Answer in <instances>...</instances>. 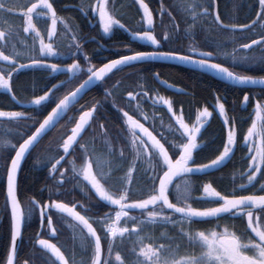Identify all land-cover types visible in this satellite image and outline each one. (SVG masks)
<instances>
[{
  "label": "snow or ice",
  "instance_id": "obj_1",
  "mask_svg": "<svg viewBox=\"0 0 264 264\" xmlns=\"http://www.w3.org/2000/svg\"><path fill=\"white\" fill-rule=\"evenodd\" d=\"M54 2L55 0H39L38 3L31 0L27 3L20 0H0V13L6 16L18 14L23 21V33L32 37L30 45L17 50L15 41L19 33L11 29L0 31V62L7 69L0 71V91L9 96L13 104H18L23 109L0 110V117L8 118L5 121L7 124L19 129L14 141L5 139L0 142V167H3L6 175L7 198L11 202V251L7 254L6 264H14V259L17 264H264V88L257 93L247 88L241 89L244 93L242 100L232 102L234 110L237 107L241 110L252 108L249 118L253 115L256 117L240 145L247 153L242 158L243 168L246 170L240 172L238 182L233 178L231 192L217 191L210 183L203 184L201 187L204 196L200 198L194 196V178L208 175L209 169H219L226 160H231L235 154L234 146L237 145L236 133L230 129L226 142L223 136L220 138L222 151L217 148L219 154L215 158L207 163H197V153L208 145L200 135L203 125L199 123L201 116L213 115L207 107L197 115L198 123L189 127L182 114L173 112L172 102L160 97L167 105V111L173 113L175 124L169 123L166 130L162 128L160 131L153 127L156 135L133 118L135 112L130 114L125 105L118 106L116 100L111 102L120 122L115 136L108 131L105 123L98 120L100 105L83 110L78 120L70 118L69 124H75L71 128V134L66 139L61 137L55 143V152L49 158L37 155L34 161L35 164L47 167L50 173H59V178L53 176L56 184L49 187L46 183L40 190L41 193L47 191L49 203H43V196L39 200L29 198L27 215L31 217L38 210L41 226H44L46 219V227L51 236L57 235L53 227L52 210L70 215L80 228L79 251L74 247L62 251L56 243L38 236L34 244L41 246L39 253L33 246L29 258L19 260L18 238L22 239L21 223L24 217L17 200L18 173L26 157L31 159L41 141L58 125V118L79 104L81 93L89 84L97 81L106 83L105 77L109 73L114 70L122 71L134 64L178 61L215 72L218 77L236 85L264 86V78H254L235 71L237 67L264 71V0H257L256 19L251 23L240 22L233 17H227V22L222 20L218 10L219 0H173L168 5L161 0L156 9L161 16L163 28L159 39L153 34L156 28L150 3L146 0H131L138 5V12L142 13L137 29L131 32L132 38L154 47L150 51L122 55L120 59L112 60L98 71L89 66L86 69L87 78L82 83L79 82L81 77L77 75V71L84 73V68L75 61L83 55L86 64L91 62L84 53V41L75 28L64 26L66 34L73 33L69 36L67 51H60L59 46L54 51L55 42L52 38L57 33L58 20ZM76 7L86 17L89 13L98 15L103 34L113 32L114 28L128 31L125 23L116 18V0H96L95 4L91 0H81ZM199 9L202 11H198ZM164 15L169 17L167 24L162 19ZM34 16L50 18L51 27L47 31L49 43L44 42V36L36 29ZM178 18L183 20L184 28L180 27ZM199 20L210 21L217 31L229 36H235L239 27V35L246 36L247 39L240 43L239 49L234 48L232 52L223 51L212 40L207 42L209 50L206 51H197L195 47L187 51L164 50L166 44H175L182 35L191 38L192 29ZM221 55L225 57V62L231 61L228 67L215 62L220 60ZM55 56H70L74 62L68 64L63 59L60 62H47L49 57ZM62 64L66 66L62 67ZM28 70L61 73L66 78L52 84L51 88L43 89V94L34 91V98L21 104L14 94V83ZM153 78L159 80V74L155 73ZM161 83L166 84V81ZM116 91L118 88L107 91L105 99L115 96ZM175 91L185 94L184 89ZM127 94L130 98L127 104L130 105L136 95L131 90ZM142 95L147 96L148 92L144 91ZM222 100V96H216L214 109L218 107L219 115L225 117L223 124L227 126L236 123L235 118L230 120L227 117L225 102H221ZM53 104L55 107L45 115ZM243 119L242 117L241 120ZM91 129L104 130L101 142L111 138L110 143H101L100 147V151L106 152L110 159H105L103 155L94 158L95 149L89 151V146L81 143ZM92 135L95 136V132ZM256 137H259V144ZM96 142L93 140L94 144ZM117 144L120 145L119 148ZM49 152H52L51 148ZM66 157H78L79 167L76 159H69L66 163L71 167L60 171L59 168L64 167L61 161H65ZM105 166L110 169L109 172L104 171ZM73 188H79L84 197L83 203L69 207L67 203L56 202L61 195L72 194ZM194 203L199 206L194 207ZM77 207L79 211L76 210ZM105 208L110 210L100 215ZM134 210H139L137 215L130 214ZM122 220L125 226L117 227ZM237 220L243 225L242 231H230L234 223L225 224L224 230L219 231L221 222ZM213 223L214 228L198 230L196 227ZM153 227L164 228L165 231L156 236ZM126 240L131 241V248ZM114 251L115 261L112 259ZM122 252L126 254L122 255ZM77 255L80 256L79 260Z\"/></svg>",
  "mask_w": 264,
  "mask_h": 264
},
{
  "label": "flooded vegetation",
  "instance_id": "obj_2",
  "mask_svg": "<svg viewBox=\"0 0 264 264\" xmlns=\"http://www.w3.org/2000/svg\"><path fill=\"white\" fill-rule=\"evenodd\" d=\"M15 2V0H14ZM20 2L27 3L28 0H20ZM33 3H38L39 0H31ZM51 2V0H50ZM81 0H55L54 2V8L57 10V33L52 38L54 43V51L57 50V46H59L60 51H67V44L69 41V36L72 35V32H68L67 34L65 32L59 31V26H65L68 25L70 28H75L77 34H79L84 43H83V49L84 53L87 54L90 60V64H86L84 61V56L80 55L79 60L75 61L77 63H80L81 66L84 68V73H80L79 70L77 71V75L81 77L79 81L82 80V78H85L87 74V67L91 66L97 68L99 65L103 64L109 59L115 58L117 56L122 55H128L133 54L135 51H150L154 46L152 45H144L140 42L131 40V36L125 32V30H121L118 28H114L113 32L109 34H103L102 28L99 27V18L96 14L89 13L86 17L83 15L78 8L76 7L79 5ZM92 4L96 3V0H91ZM146 2L150 3V8L153 11V17H154V27L156 28V31L153 33L157 36L159 39L162 35L163 28L161 27V16L156 12V9L159 8L161 0H146ZM164 3L166 5L173 3V0H164ZM142 16L141 12H138V5H135L131 2V0H116V18L120 19L122 23L129 24L132 26L133 30L135 31L138 27L137 22L140 21ZM191 19V17H188ZM163 21L165 24L168 23L169 17L167 15L163 16ZM205 20H199L197 23V26L195 29L197 31L192 30V36L191 38L181 36L180 39L176 41L173 45H165L164 50L166 51H174L176 49H180L181 51H187L191 47H195L197 51H206L209 50L208 47H206V44L208 41L212 40L215 41L217 44H220V33L215 29L214 26L211 25L210 22L204 23ZM5 22L7 24L6 29L14 28L13 31L18 32L19 35L17 36V40L15 43L17 44V50H22L26 48V45H28V35L23 33V21L19 17L18 14L14 15H5ZM18 23L17 25L13 26L12 24ZM179 24H182L183 26H180L181 28H184L185 25L183 23V20L178 18L177 21ZM34 24L37 30L41 32V34L46 37L44 39L45 43H49V39L47 37V31L51 27V20L49 17L46 16H34ZM72 25V27L70 26ZM78 26V28L76 27ZM127 28V27H126ZM17 29H21L22 31H18ZM128 29V28H127ZM131 32H133L131 30ZM34 35V34H33ZM92 37H95V39H92ZM124 37V38H123ZM230 46L231 44L228 43ZM37 46L39 47V43L37 42ZM111 47V48H110ZM226 52H230L229 50ZM122 54V55H120ZM194 55V54H193ZM194 58L195 55H194ZM61 59L67 61L68 64L74 62L72 57L70 56H55L52 57V60L48 63L53 62H60ZM222 63L223 66L228 67L231 64V61L225 62V57L223 55L220 56L219 61H215ZM142 65L137 68H129V69H123L125 71L124 73V79L119 82L118 91H116L115 96L108 97L107 100L105 99V96H102L100 98V101H98L97 105L101 106V114L98 117V120L101 123H105L107 125L108 131L112 134V136H115L116 132L119 130V121L117 120V113L116 110L112 108L111 102L113 100H116L118 106L120 104H124L126 107V110L129 111L130 114L133 115L134 119H137L140 123H142L150 132H153V127L156 128L157 131H160L162 128L167 129L169 123L175 124V119H169V117H172L169 112L167 111V105L163 103V101L160 100V97H164L165 99L169 100L173 104V112L177 115H183V118L185 119V123L189 124V127H191L194 124H197V115L199 112L203 111L204 107H207L209 111L213 112L212 116L209 117H200L199 123L203 125V129L201 130V134L203 137V141L207 142L208 145H205L202 150H200L197 155V163H207L210 161V159L215 158V155L219 154L217 152V148H219L222 151V144H221V136H223L224 142H226L227 132L231 129L236 133V139H237V145L234 146L235 148V154L232 157L231 160H228L226 164L218 171L213 172L212 174L200 176L199 177V186H198V193L200 194V197L204 196L203 189L201 185L203 184H209V182H204L203 180L209 177L213 178V184L212 187L221 192H231L232 185H233V178H236V181H239V174L241 171L246 170L243 168V157L247 154L245 150H243L240 145L243 144V136L247 135V130L249 127H251L252 120H255V115L251 116L249 118V113L252 112V108H248L247 110H241L238 107L233 109V100H242L243 92L240 91L241 89L245 88H238L231 85H228L224 82L214 80L212 78H209L208 76H205L203 74L187 70L185 68L175 66V65H169V64H163V63H149L148 66ZM62 67H65L66 65H61ZM168 66V67H174V68H180L185 71H187V75H189L191 78H193L194 86L198 85L200 87H203L204 84H210V96L207 97L205 100H200L199 102L196 100V97L192 95L191 91H189L186 87L174 83L170 78L165 76V71L161 72L162 67ZM122 70V71H123ZM159 74V80H156L153 78L154 74ZM54 83H59L61 80H64L66 77L61 73H55L51 74ZM161 81H166L165 83H161ZM165 85H171L180 89H184L185 94L181 95L178 93L172 92L169 88H166ZM116 88V89H117ZM131 90L133 91V94L136 95V99L132 100L131 104L128 105L127 101L130 99L128 97L127 91ZM254 93L259 92L258 89H250ZM144 91L148 92L147 96H143L142 93ZM137 93H141L140 95H137ZM222 96L223 100L221 102H225V111L227 114V117L232 120L235 118L236 123L231 125H224L223 121L225 117L219 115V108L216 107L214 109L215 105V98L216 96ZM16 99L21 102V104H26L27 101L33 99L34 97L30 98V96H25L23 94L15 95ZM121 97L123 99L121 100ZM8 100L11 101V98L8 96ZM88 99H86V102L84 100L77 104L75 108H73L71 111H69V115L63 118L61 120L60 124L56 128V142L63 137L64 139L67 138V135L70 134V129L75 125L74 123L69 124V119L75 117L76 120H78L79 115L82 113L83 110H87L90 105H88ZM155 101V103H154ZM14 107L12 108L13 111H22L20 105L14 104ZM83 106V108L81 107ZM181 106L183 108V112L181 113ZM214 109V110H213ZM244 118L241 120V118ZM2 121H0V142L4 141L5 139L13 141L15 138L16 133L19 131L18 129L14 127L6 128L2 124ZM64 131H66V134H62ZM103 129H91L89 130V134L84 137V140L81 141L82 144H87L89 146V151H93L95 149L93 156L94 158L99 157L103 155L105 159H110L107 157L106 152L102 153L100 151L101 143H110L111 138H106L103 142L100 141V137L103 133ZM95 132V136L92 135V133ZM153 135H156V132H153ZM93 140L97 141L95 144L93 143ZM257 144H259V137H256ZM198 142H199V136H198ZM120 145L117 144V148H119ZM69 159H76L77 167H79L80 160L78 157H66L65 161H62L61 164L64 167H60V171H65L67 168H70L71 165L66 163V160ZM139 163V162H137ZM59 167V166H58ZM146 167V165H145ZM31 168V164H30ZM43 170V174L45 177L48 178L47 185L49 187H52L56 184V181L52 179L53 176H56L59 178V173H50L48 171V168L40 164V167ZM99 170V169H97ZM105 172H109L110 169L105 166L104 167ZM26 174L28 172V169L25 167L24 164L21 168V173ZM37 172V171H36ZM122 175V173H120ZM50 178V179H49ZM48 182H53L52 185H50ZM45 185H41L39 187V194L38 199H41L43 196V203H49L47 200V191L44 193H41V188H43ZM90 187V186H89ZM94 195V194H93ZM24 198V197H23ZM198 198V197H197ZM22 202V201H21ZM56 202L59 203H67L69 207H73L74 204L78 205L79 203L84 202L83 194L80 192L79 188H73V192L70 195H61L60 199ZM26 205V201L24 202ZM24 208V207H23ZM76 210H80L79 207H77ZM110 210L109 208H105L100 212V215L103 214L104 211ZM27 212V209L25 207V211ZM28 213V212H27ZM38 214V212H37ZM136 215V214H133ZM52 216H53V227L57 231H67L66 237L73 238L71 231L73 227L75 226L80 230L79 227H77L78 222L75 221L70 215L67 213H61L55 209L52 210ZM26 218L28 220L29 216L26 215ZM225 222V221H224ZM1 223V218H0ZM229 223H234V227L230 228V231H242L243 225L240 221H229ZM47 220L44 221V226L42 227L40 224V217L38 216L37 221V230L34 233L33 230L30 229L28 231V228H24L22 231V239L20 240V246L22 245L25 249L31 250L33 246L38 247V244H34L37 237L48 239L51 243H56L58 247H61L62 251L65 249H68L70 247V244L65 241L61 236H51L49 234V229L46 227ZM224 228H219V231H223ZM30 233V234H29ZM81 237L79 234L78 237V245L74 246V248L77 249V252L79 251V241ZM73 248V247H71ZM40 250V248H38ZM46 251V250H45ZM6 259V258H5ZM80 259V256L77 255V260ZM5 263V261H4ZM3 263V264H4Z\"/></svg>",
  "mask_w": 264,
  "mask_h": 264
},
{
  "label": "trees",
  "instance_id": "obj_3",
  "mask_svg": "<svg viewBox=\"0 0 264 264\" xmlns=\"http://www.w3.org/2000/svg\"><path fill=\"white\" fill-rule=\"evenodd\" d=\"M192 2V0H190ZM251 6V7H250ZM219 13L221 14V19L226 21L227 17H233L238 19L240 22L247 21L248 23H251L253 19H256V12L258 11V3L257 0H219ZM198 11H202V9H199ZM174 15H177L176 13H173ZM4 16L0 17V29L2 31L7 30L6 29V22L3 19ZM210 22V21H204V23ZM130 30L134 31L132 26L129 24H125ZM72 27V25H70ZM180 26H183L180 24ZM14 28H12L13 30ZM192 30L197 31L195 28ZM60 32H65L63 28H60ZM220 33V32H219ZM124 38V37H123ZM247 39V37H241L239 35V27L237 28V34L235 36H229L226 34L220 33V46L223 51H230L232 52L235 49H239V45L241 42H244ZM233 41H236L235 43ZM250 42V41H248ZM228 43L231 45L229 46ZM28 45H30V38H28ZM111 48V47H110ZM258 55V53H257ZM142 65L134 66L133 68H137ZM148 66V64L146 65ZM161 72L165 71V76L170 78L174 83L182 85L186 87L189 91H191L192 95L196 97V100L199 102L200 100H205L207 97L210 96V84H204L203 87H200L198 85L194 86L193 78H191L189 75H187V71L180 69V68H174V67H168L164 66L162 67ZM1 71H6L7 69H1ZM236 72L251 75L253 77H264V71H260L258 68L255 69H242L240 67H237L235 69ZM124 73L125 71H119L113 73L111 76L106 78V83H101L97 86V88L90 91L85 97L84 102H86L88 99V105L93 106L97 105L98 101H100V98L102 96H105V90H114V85L119 83L121 80L124 79ZM193 79V80H192ZM55 81H53L52 76L49 74L48 71L43 70H28L24 75L20 76L19 79L15 80L14 83V94L19 95L23 94L25 96H33L32 93L35 91L39 94H43L42 90L45 88H51L52 84H54ZM64 91V90H62ZM8 96L4 95L2 91H0V110L3 111H13V103L8 100ZM54 106V104L47 109V112L45 115L51 110V108ZM38 119H42L41 117H37ZM15 128V127H14ZM18 129V128H16ZM19 130V129H18ZM14 141V140H13ZM55 143H56V133L55 130L51 131L49 134L45 136V138L41 141L40 145L37 147L35 152L32 155V158H26V161L24 163V168L26 167L28 169V172L26 174L20 173L18 177V196L19 199L24 202L26 201V205L28 207V201L29 198H35L38 199V190L41 185H45L48 181V178L44 176L43 170H39V168L36 167V164L34 163L37 155L42 157L44 154H52L55 150ZM52 149V152H49V149ZM31 164V168H30ZM37 171V172H36ZM211 176V175H209ZM50 179V178H49ZM4 180H5V172L3 167H0V215H2L1 223H0V264H3L7 255L8 247H9V240H10V222H9V214L7 210L6 205V197H5V186H4ZM195 186H199V177H195ZM204 182H209L213 184V178L209 177L208 179H204ZM50 185H52L53 182H48ZM198 193V190L194 192V195ZM24 197V198H23ZM6 206V208H5ZM194 207L199 206L197 203L193 204ZM198 230H203L205 227L214 228L215 223L210 225H198L196 226ZM24 228H28V231L30 229L33 230L34 233L37 230V217L36 213L33 214L25 223ZM168 228H171V225L168 226ZM165 231L164 228L160 227H153V232L156 236H159L160 232ZM60 236H65L66 231L59 230ZM30 234V233H29ZM135 239V238H133ZM70 240V238H68ZM126 243L128 244V247L131 248L132 244L130 240H126ZM147 243V241H145ZM23 245V244H22ZM20 246L18 257L20 261L27 260L29 258L30 250L25 249L23 246ZM36 248V247H35ZM37 249V248H36ZM38 250V249H37ZM39 253V250H38ZM122 255H125L126 253L122 252ZM115 255L116 251L113 252V261H115ZM37 259H39V255L37 256Z\"/></svg>",
  "mask_w": 264,
  "mask_h": 264
},
{
  "label": "water",
  "instance_id": "obj_4",
  "mask_svg": "<svg viewBox=\"0 0 264 264\" xmlns=\"http://www.w3.org/2000/svg\"><path fill=\"white\" fill-rule=\"evenodd\" d=\"M133 39V38H132ZM134 40V39H133ZM139 42H141V43H143V44H145L143 41H140V40H138ZM121 57H119V58H116V59H120ZM114 60V59H113ZM112 61V60H111ZM111 61H108V62H106L105 64H108V63H110ZM153 62H162V63H166V64H173V65H178V66H181V67H184V68H187V69H190V70H194V71H197V72H201V73H204V74H206V75H208V76H210V77H212V78H214V79H217V80H220V81H222V82H224V83H227V84H230V85H234V86H237V87H243V88H257V89H261V88H264V86H262V85H251V84H249V85H236V84H234V83H232V82H230V81H227V80H224V79H222V78H220V77H218L217 75H216V73L215 72H211V71H208L207 69H200V68H198L195 64H181V63H179L178 61H153ZM105 64H103L102 66H100L99 68H101V67H103ZM99 68L98 69H96L97 71L99 70ZM115 71V70H114ZM111 73H109L108 74V76L110 75ZM106 78V77H105ZM100 83V81H97V82H95V83H92V84H89L88 85V87L87 88H85L84 90H83V92L81 93V98H79V101L87 94V93H89L91 90H93L98 84ZM171 89L173 90V91H175V88H173V87H171ZM176 92V91H175ZM51 112V111H50ZM49 112V113H50ZM65 114H62L59 118H58V121H60V119L64 116ZM228 160H226L225 162H224V164H222L220 167H219V169L221 168V167H223L225 164H226V162H227ZM215 170H218V169H216V168H213V169H209V173L210 172H213V171H215ZM17 179H18V176H17ZM6 197H7V183H6ZM17 200H18V198H17ZM19 202V201H18ZM7 203H8V207H9V211H10V220H11V202H10V200L7 198ZM20 210H21V206H20ZM21 213H22V211H21ZM22 229H23V220H22V223H21V237H22ZM20 238H18V244H19V247H20ZM40 246V245H39ZM41 247V246H40ZM19 249V248H18ZM10 251H11V246H10ZM14 264H15V259H14Z\"/></svg>",
  "mask_w": 264,
  "mask_h": 264
},
{
  "label": "rangeland",
  "instance_id": "obj_5",
  "mask_svg": "<svg viewBox=\"0 0 264 264\" xmlns=\"http://www.w3.org/2000/svg\"><path fill=\"white\" fill-rule=\"evenodd\" d=\"M50 155H51V154H44V155H42V158L47 159V158L50 157ZM116 226H117V227H123V226H120V224H119V225H116Z\"/></svg>",
  "mask_w": 264,
  "mask_h": 264
},
{
  "label": "bare ground",
  "instance_id": "obj_6",
  "mask_svg": "<svg viewBox=\"0 0 264 264\" xmlns=\"http://www.w3.org/2000/svg\"><path fill=\"white\" fill-rule=\"evenodd\" d=\"M92 91V90H91ZM69 112V111H68Z\"/></svg>",
  "mask_w": 264,
  "mask_h": 264
}]
</instances>
